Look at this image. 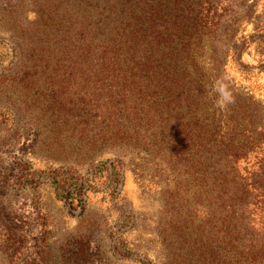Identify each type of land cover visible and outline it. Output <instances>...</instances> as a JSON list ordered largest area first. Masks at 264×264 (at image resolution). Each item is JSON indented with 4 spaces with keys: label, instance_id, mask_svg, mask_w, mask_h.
Segmentation results:
<instances>
[{
    "label": "trees",
    "instance_id": "16d2710c",
    "mask_svg": "<svg viewBox=\"0 0 264 264\" xmlns=\"http://www.w3.org/2000/svg\"><path fill=\"white\" fill-rule=\"evenodd\" d=\"M211 1L46 0L44 7L30 11L26 24L6 27L0 34V60L9 57L7 66L0 62V83L25 87L42 74L49 83L52 74L103 72L106 98L94 102L93 108L102 107L107 116L130 114L139 124L154 118L183 124L190 156L201 157V179L209 200L206 221L218 234L220 257L231 253L232 258L220 263L264 264V104L239 90L220 69L227 51L235 63L245 65L240 57L246 43L264 42V8L254 12L249 7L257 0H251L249 10H238L230 18L227 14L217 26L224 13H217ZM241 18L252 23L251 32L235 40L233 32ZM203 29L213 38L217 33L207 68L197 58ZM257 65L264 70V59ZM217 81L227 85L233 98L224 109L215 105L212 86ZM47 95L48 108L59 109L55 92L48 90ZM69 109L73 108L63 113L73 115ZM91 167L85 174L46 167L55 198L68 212L82 211L87 191L109 189L114 194L121 184L120 167L113 161L99 159ZM8 168L13 187L37 183L21 157L13 156ZM37 209L34 204L30 219L0 216V227L9 239L13 230L23 227L30 233L25 249L18 247L26 246V235L20 234L19 243L15 239L19 246L14 251L25 256L22 260L37 252L45 230L46 220Z\"/></svg>",
    "mask_w": 264,
    "mask_h": 264
},
{
    "label": "rangeland",
    "instance_id": "374dc122",
    "mask_svg": "<svg viewBox=\"0 0 264 264\" xmlns=\"http://www.w3.org/2000/svg\"><path fill=\"white\" fill-rule=\"evenodd\" d=\"M2 1L0 34L6 27L26 24L32 18L30 11L46 3L6 0L2 5ZM212 1L209 4L217 13H224L217 26L225 21L223 16L247 9L252 2ZM249 8L260 13L264 0ZM244 19L236 21L235 40L251 32L252 23ZM215 38L217 33L213 38L203 29L197 58H202L199 64L204 68ZM8 58L0 60L2 67ZM240 58L245 65L235 63L233 53L226 52L220 65L224 77L264 104V70L257 65L264 59V42H247ZM52 77L48 83L42 74L25 87L0 83V216L30 219L35 204L46 220L37 252L25 260L14 248L23 240L20 234L26 235V246L18 250L30 243L26 227L13 230L11 239L0 227V264H222L220 260L232 258L231 253L220 257L218 234L206 221L209 200L201 179V157L190 156L183 124L159 118L139 124L130 114L107 116L102 107L93 108L94 102L106 98L103 72ZM48 90L55 92L59 109L48 108ZM67 108H73L69 109L73 115L63 113ZM13 156L28 163L37 178L35 185H10L8 167ZM103 158L118 164L121 184L114 194L109 189L87 191L82 211L68 212L55 198L46 167L62 166L85 174Z\"/></svg>",
    "mask_w": 264,
    "mask_h": 264
},
{
    "label": "clouds",
    "instance_id": "9594fccd",
    "mask_svg": "<svg viewBox=\"0 0 264 264\" xmlns=\"http://www.w3.org/2000/svg\"><path fill=\"white\" fill-rule=\"evenodd\" d=\"M212 92L217 94L215 105L220 109H224L227 104L231 103L233 98L231 93L228 91L227 85L217 81L212 86Z\"/></svg>",
    "mask_w": 264,
    "mask_h": 264
}]
</instances>
